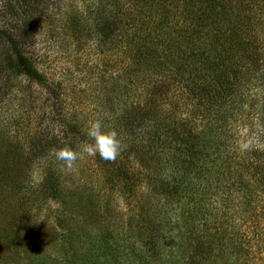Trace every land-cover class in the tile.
Masks as SVG:
<instances>
[{
  "label": "trees",
  "instance_id": "obj_1",
  "mask_svg": "<svg viewBox=\"0 0 264 264\" xmlns=\"http://www.w3.org/2000/svg\"><path fill=\"white\" fill-rule=\"evenodd\" d=\"M77 9L74 39L119 63L100 75L103 114L92 121L115 129L125 149L114 162L96 155V186H86L89 167L66 178L49 150L70 141L79 151L88 123L72 120L43 150L7 139L16 154L0 146V264H264V0ZM16 36L0 28L16 72L46 85ZM50 201L53 223L39 217Z\"/></svg>",
  "mask_w": 264,
  "mask_h": 264
},
{
  "label": "rangeland",
  "instance_id": "obj_2",
  "mask_svg": "<svg viewBox=\"0 0 264 264\" xmlns=\"http://www.w3.org/2000/svg\"><path fill=\"white\" fill-rule=\"evenodd\" d=\"M81 3L82 0H0V28L19 37L22 49L33 57L47 81L46 85L37 84L19 75L6 40L0 37V139H6L0 145L2 151L11 150L5 145L11 144L7 139L22 147L25 140L31 139L37 143L38 149L43 150L52 144L49 141L53 135L64 136L62 129L72 120L79 118L89 123L87 118L92 121L103 114L97 108L102 92L100 75L116 73L119 63L110 55L103 57L90 39L82 40L81 45L72 36L67 24ZM56 94L59 95L57 100L54 98ZM59 112H63L62 115ZM245 133L246 129H238L239 136ZM56 140L57 144L63 143L62 139ZM250 141L256 139L248 137L246 142ZM65 146L78 151L70 141L60 145ZM17 153L25 158L29 155L24 148L18 149ZM15 154V149L10 151V156L15 157ZM92 158L93 161L83 154L72 168L81 177V165L89 167L92 178L83 177L88 183L86 186L95 184ZM42 166L32 171V183L40 178ZM72 169L62 170L64 177H72ZM48 204L49 208L43 209L39 217H46L53 223L57 204L53 201ZM117 204L120 209L126 206L121 199ZM40 237L42 241H48L49 230L42 231Z\"/></svg>",
  "mask_w": 264,
  "mask_h": 264
},
{
  "label": "clouds",
  "instance_id": "obj_3",
  "mask_svg": "<svg viewBox=\"0 0 264 264\" xmlns=\"http://www.w3.org/2000/svg\"><path fill=\"white\" fill-rule=\"evenodd\" d=\"M85 134L88 140L80 146V150H74L70 147H53L49 150V155L58 163L62 170L72 169L82 154L89 157H99L105 161L114 162L121 152L125 149L119 135L115 129L105 130L100 120L90 121ZM247 148V145H243Z\"/></svg>",
  "mask_w": 264,
  "mask_h": 264
}]
</instances>
